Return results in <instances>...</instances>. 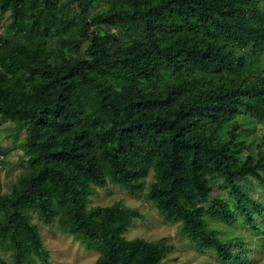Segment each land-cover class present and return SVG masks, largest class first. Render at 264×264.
I'll use <instances>...</instances> for the list:
<instances>
[{
	"label": "trees",
	"instance_id": "1",
	"mask_svg": "<svg viewBox=\"0 0 264 264\" xmlns=\"http://www.w3.org/2000/svg\"><path fill=\"white\" fill-rule=\"evenodd\" d=\"M96 1L0 0V118L24 129L27 164L0 187V262L52 264L36 217L95 264H166L171 245L124 236L137 209L88 206L111 183L248 264L264 252V0ZM219 223L256 233L254 250Z\"/></svg>",
	"mask_w": 264,
	"mask_h": 264
},
{
	"label": "rangeland",
	"instance_id": "2",
	"mask_svg": "<svg viewBox=\"0 0 264 264\" xmlns=\"http://www.w3.org/2000/svg\"><path fill=\"white\" fill-rule=\"evenodd\" d=\"M104 0H97L93 6L92 12H96L102 7ZM7 16V15H6ZM7 18L0 16V33L8 38L11 30L6 28ZM15 124L10 120L0 118V187L2 192H10L12 185L18 175L23 172L27 166L22 150L19 144L25 137L24 129L14 130ZM259 125L258 134H263L264 129ZM152 179L151 174L145 179L146 184ZM216 185L211 197L217 195ZM253 193L259 194L258 187L252 189ZM137 209L140 217L133 218L128 225L124 236L128 239L143 238L148 241H163L171 245L172 249L164 258L166 264H222L216 258L215 253L198 249L185 236L179 234L178 223H173L165 219L154 205L146 198L145 190L138 195L129 193L126 189L118 185L108 183L105 186H96L95 192L89 197L88 206L109 205L114 202ZM37 226L42 243L49 254L48 260L52 264H95L99 257V252L93 249H87L82 243L74 240L71 235L61 231L55 224H45L34 217L33 220ZM223 231L230 237L242 236L245 240V246L254 250L257 235L250 233L247 228L226 227L218 224ZM250 255V254H249ZM253 257H258L253 262ZM4 263L11 264L7 253H3ZM248 264H264V252H259L255 256L252 254ZM35 264H44L35 257Z\"/></svg>",
	"mask_w": 264,
	"mask_h": 264
}]
</instances>
